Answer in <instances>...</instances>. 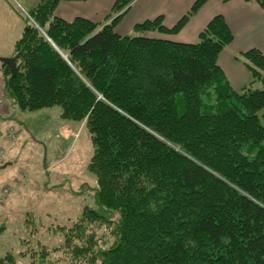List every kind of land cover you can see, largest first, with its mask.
<instances>
[{
    "label": "trees",
    "instance_id": "obj_1",
    "mask_svg": "<svg viewBox=\"0 0 264 264\" xmlns=\"http://www.w3.org/2000/svg\"><path fill=\"white\" fill-rule=\"evenodd\" d=\"M72 1L84 0H39L14 45L15 77L0 64L15 109L57 106L91 139L97 186L54 249L68 261L49 264H264V53L236 57L252 81L235 91L217 62L233 41L222 16L194 43L163 37L206 0L173 28L158 17L123 36L115 26L134 0H115L103 25L57 17Z\"/></svg>",
    "mask_w": 264,
    "mask_h": 264
},
{
    "label": "rangeland",
    "instance_id": "obj_2",
    "mask_svg": "<svg viewBox=\"0 0 264 264\" xmlns=\"http://www.w3.org/2000/svg\"><path fill=\"white\" fill-rule=\"evenodd\" d=\"M17 12L24 23L25 13L20 8ZM4 94V102L12 104ZM60 112L57 106L38 112L16 109L0 118V141L10 132L18 138L7 156L13 165L0 171V183L9 181L0 188V260L11 255L7 264L68 261L66 252L54 249L61 246L63 229L72 225L78 206L88 205L86 199L97 186L88 171L93 152L89 133L83 122H63ZM110 230L106 226L96 232L103 248L111 242Z\"/></svg>",
    "mask_w": 264,
    "mask_h": 264
},
{
    "label": "crops",
    "instance_id": "obj_3",
    "mask_svg": "<svg viewBox=\"0 0 264 264\" xmlns=\"http://www.w3.org/2000/svg\"><path fill=\"white\" fill-rule=\"evenodd\" d=\"M38 1L0 0V55L5 53V57H12L14 45L22 34L25 23L18 18V8L23 13H27ZM114 2L115 0L61 2L57 6L55 14L66 21L85 18L103 25L112 19V17L108 18V15ZM194 2L195 0H134L126 14L117 21L115 32L122 36L128 35L134 31L137 24L158 17H161L166 28H173L188 13ZM217 15L224 18L233 36L232 43L220 53L217 62L231 88L235 91H241L251 83L252 77L247 68L236 57L254 48L264 53V10L258 4L244 0H231L226 3L220 0H206L178 32L163 37L175 42L194 43L198 40L199 33L207 23ZM1 68L0 65V74L2 73ZM0 85H2L1 75ZM15 110L13 103L10 105H7L6 102L0 104V118ZM10 134L6 133L0 141V149H3V160L7 164L4 169L13 165L7 156L10 149L13 148L11 146L16 144L15 142L12 143V140L18 139L15 135V138L12 139ZM8 182L7 179L0 183V188ZM15 188L17 190L19 187ZM16 190L15 193H17Z\"/></svg>",
    "mask_w": 264,
    "mask_h": 264
},
{
    "label": "water",
    "instance_id": "obj_4",
    "mask_svg": "<svg viewBox=\"0 0 264 264\" xmlns=\"http://www.w3.org/2000/svg\"><path fill=\"white\" fill-rule=\"evenodd\" d=\"M0 64L2 67L6 66L9 68V73L11 75V78H14L16 75V57L12 58H0ZM7 166V164H4L0 166V170L4 169Z\"/></svg>",
    "mask_w": 264,
    "mask_h": 264
},
{
    "label": "built area",
    "instance_id": "obj_5",
    "mask_svg": "<svg viewBox=\"0 0 264 264\" xmlns=\"http://www.w3.org/2000/svg\"><path fill=\"white\" fill-rule=\"evenodd\" d=\"M5 101V94H4V89L0 86V104H2ZM12 138H14V135L12 136ZM3 151L0 150V164L2 162L3 159Z\"/></svg>",
    "mask_w": 264,
    "mask_h": 264
}]
</instances>
